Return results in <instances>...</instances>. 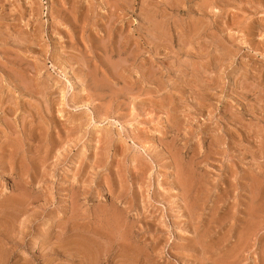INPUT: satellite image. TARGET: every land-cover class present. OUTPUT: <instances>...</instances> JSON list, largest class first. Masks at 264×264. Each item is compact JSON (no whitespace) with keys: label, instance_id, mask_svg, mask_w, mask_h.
Here are the masks:
<instances>
[{"label":"rangeland","instance_id":"obj_1","mask_svg":"<svg viewBox=\"0 0 264 264\" xmlns=\"http://www.w3.org/2000/svg\"><path fill=\"white\" fill-rule=\"evenodd\" d=\"M0 264H264V0H0Z\"/></svg>","mask_w":264,"mask_h":264}]
</instances>
